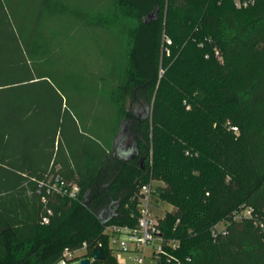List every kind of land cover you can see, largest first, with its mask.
<instances>
[{"label": "trees", "instance_id": "obj_1", "mask_svg": "<svg viewBox=\"0 0 264 264\" xmlns=\"http://www.w3.org/2000/svg\"><path fill=\"white\" fill-rule=\"evenodd\" d=\"M163 1L102 0L78 8L45 0L37 10L45 22L34 26L0 0V264H56L66 248L84 242L86 256L102 244L106 259L93 264H118L105 225L129 220L136 211L131 199L151 170L177 180L157 188L160 197L184 195L162 221L165 236L180 241L177 256L191 257V264H264V0H223L224 9L216 0H168L166 25ZM181 1L204 8L191 20L193 30ZM56 16L121 37L119 60L104 80L117 116H107L103 130L96 121L81 123L52 82ZM176 23L188 42L196 36L207 42L161 76L164 34L182 41L173 34ZM189 87L196 97L193 87L212 92L198 113L194 98L183 95ZM130 146L134 157L119 156L118 148ZM53 173L80 186L78 197L49 191ZM247 209L251 216L243 215ZM109 210L116 215L104 223ZM220 223L225 232L214 237Z\"/></svg>", "mask_w": 264, "mask_h": 264}, {"label": "rangeland", "instance_id": "obj_2", "mask_svg": "<svg viewBox=\"0 0 264 264\" xmlns=\"http://www.w3.org/2000/svg\"><path fill=\"white\" fill-rule=\"evenodd\" d=\"M43 1L45 0H7V3L11 9L17 10L18 17L22 22L30 20L35 26L42 25L41 23L45 22L44 17L37 14V10L42 5ZM62 1H69L68 4L70 6L78 8L81 7L80 4L90 8L102 4V0ZM104 1L107 2L108 0H103V2ZM215 4L220 9H224L229 5L223 0H216ZM246 4L244 3V5ZM168 5V0H164L161 17L165 25L167 24L165 16ZM234 5L236 7H241L243 4L240 1H236ZM178 6L190 14V21L187 23H192V26H194L192 30L193 28L195 29L197 21L191 20L195 18L194 16L199 18L204 8L201 7L198 2L187 1H181ZM46 19L48 20L49 18L47 17ZM52 19H54L53 24L57 27L55 30L58 32L57 38L52 37V82L63 93L65 101H67L70 106L71 112L74 116L79 118L81 123L93 127L92 123L96 121L103 130L104 125L102 127V124H104L107 116H117L116 107L104 92L106 87L104 80L108 74L107 69L113 67L115 60H119L121 54V37L117 31L106 30L102 26L92 25L91 27H84L81 22L73 20L72 18L70 19L69 16H56V18ZM105 21L110 22L114 27V21L107 20V18ZM183 27L184 26L180 25V23L172 25L173 34L182 40L181 44L176 43L174 38L170 35L164 34L160 58L161 76L170 68L174 67L177 58H186L188 54L193 56L197 47L204 48V44L207 42L202 40L205 36L198 39L196 36L192 41L188 42L187 36L189 33H187V31L183 32ZM192 30H190V33ZM214 51L216 54L219 53L218 44L216 43L214 44ZM208 55L207 53L206 56ZM183 82L186 81L184 80ZM191 88L192 87H189L183 95H187L188 93V95L194 98L195 109L198 113L200 112V107L209 99V95L212 92L208 89L202 91L197 87H193L199 91L196 97L191 94ZM185 103L186 102H184V104ZM126 107H129V103H126ZM187 107L191 108L190 105H187ZM227 123L232 124L231 121ZM123 143L125 146L132 144L128 140H125ZM118 146L122 147L121 140H119ZM170 151L167 152L170 153ZM156 155V150L152 148L150 152L151 165H153ZM157 174L158 172L156 170H151L145 178V181L151 182L156 189L177 182L174 176L157 177ZM174 191L177 192V194L169 192L165 193L162 197L156 193L154 212L158 216L162 217L169 212L177 210V202L180 201V198L183 199L184 195L177 190ZM218 227L223 228L224 224L220 223ZM105 236L108 237V249L110 254L115 258L118 264H121L123 258H128L130 255L122 252L118 256L116 253H112L109 236L107 234H105ZM86 255L87 250H77L73 254H68L65 260L69 262ZM119 260L121 262H119Z\"/></svg>", "mask_w": 264, "mask_h": 264}, {"label": "built area", "instance_id": "obj_3", "mask_svg": "<svg viewBox=\"0 0 264 264\" xmlns=\"http://www.w3.org/2000/svg\"><path fill=\"white\" fill-rule=\"evenodd\" d=\"M232 129L235 132L238 131L236 126H232ZM45 185L49 191L70 198H77L81 191L80 186L68 183L59 173H53ZM155 196L156 188L151 182L139 185L131 199L136 211L130 210L129 220L110 222L105 225L104 232L109 236L112 253L118 256L122 252L130 255L128 258H123L122 262L119 260L121 264H191V257L184 259L175 254L180 241L165 236L162 221L166 214L160 217L154 212ZM129 205V203L126 204L127 207ZM251 214L250 209L243 212L246 216H251ZM239 218L241 214H236L235 219ZM218 225L212 228L214 237L218 232H225V225L223 228H219ZM260 226L264 232V222H260ZM77 250H88V243L84 242L82 247L76 250L66 248L63 253L64 259L68 254H73Z\"/></svg>", "mask_w": 264, "mask_h": 264}, {"label": "water", "instance_id": "obj_4", "mask_svg": "<svg viewBox=\"0 0 264 264\" xmlns=\"http://www.w3.org/2000/svg\"><path fill=\"white\" fill-rule=\"evenodd\" d=\"M117 152L119 156L130 159L137 154V150L135 146H130L128 148H118ZM116 215V210H109L107 215L104 217L103 222L107 223L112 217ZM106 255L104 253L103 247L100 243L95 244L90 248V255L80 257L73 261H66L65 259H61L56 264H93L95 260H105Z\"/></svg>", "mask_w": 264, "mask_h": 264}]
</instances>
